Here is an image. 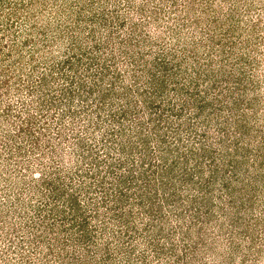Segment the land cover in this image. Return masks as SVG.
Listing matches in <instances>:
<instances>
[{
  "label": "rangeland",
  "instance_id": "obj_1",
  "mask_svg": "<svg viewBox=\"0 0 264 264\" xmlns=\"http://www.w3.org/2000/svg\"><path fill=\"white\" fill-rule=\"evenodd\" d=\"M0 264H264V0H0Z\"/></svg>",
  "mask_w": 264,
  "mask_h": 264
}]
</instances>
